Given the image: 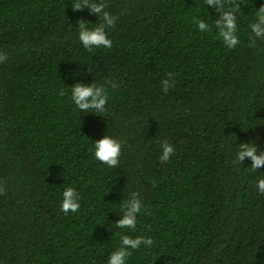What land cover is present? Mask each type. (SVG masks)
I'll list each match as a JSON object with an SVG mask.
<instances>
[{
	"label": "trees",
	"instance_id": "obj_1",
	"mask_svg": "<svg viewBox=\"0 0 264 264\" xmlns=\"http://www.w3.org/2000/svg\"><path fill=\"white\" fill-rule=\"evenodd\" d=\"M77 2L0 0V264H106L125 234L153 241L127 264H264V165L236 159L240 143L264 151V39L250 28L264 0H222L231 49L204 0H97L116 17L112 47L85 49L77 21H99ZM77 82L106 88L103 116L75 107ZM103 135L121 142L116 167L94 157ZM68 186L80 207L64 213ZM132 192L143 210L118 228Z\"/></svg>",
	"mask_w": 264,
	"mask_h": 264
},
{
	"label": "clouds",
	"instance_id": "obj_2",
	"mask_svg": "<svg viewBox=\"0 0 264 264\" xmlns=\"http://www.w3.org/2000/svg\"><path fill=\"white\" fill-rule=\"evenodd\" d=\"M207 9H215L219 13V18L213 19L215 27L219 30L218 34L223 44L227 48H234L239 43L237 35V14L236 9L222 10V0H204ZM74 10L87 8L92 14L98 18L94 27L88 26V21L78 20V40L85 49L93 48H111L112 41L108 36L107 29L115 26L116 17L106 11V6L97 0H80L74 6ZM197 27L201 32L209 30V23L205 19L197 22ZM251 33L255 38L264 39V7H259L256 12V19L250 25ZM255 43V40L252 41ZM6 59V56L0 55V61ZM164 89L167 90L168 82L164 81ZM113 86L115 84L113 83ZM64 95L63 92L60 93ZM70 98L75 107L81 113H103L107 111L108 102L107 90L103 85L93 82L82 83L77 82L71 86ZM121 142L116 138L103 135L102 138L93 141L92 151L96 160L102 162L108 167H116L120 162ZM174 146L167 142H161V153L159 159L166 162L174 154ZM245 157L250 158V167L259 170L264 165V151L260 150L256 145L249 143H240V148L236 152V159L244 161ZM256 190L264 194V178L256 181ZM60 209L64 213L76 212L80 207V194L73 186L65 187L61 193ZM143 201L137 192H132L123 205V211L120 218L115 221L116 227L134 230L136 228L138 215L143 210ZM153 241L141 235L131 236L122 235L120 245L112 251L107 258L106 264H127L128 257L132 250L140 249L142 246L151 247Z\"/></svg>",
	"mask_w": 264,
	"mask_h": 264
}]
</instances>
